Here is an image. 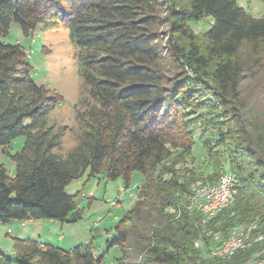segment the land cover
<instances>
[{
    "label": "trees",
    "instance_id": "obj_1",
    "mask_svg": "<svg viewBox=\"0 0 264 264\" xmlns=\"http://www.w3.org/2000/svg\"><path fill=\"white\" fill-rule=\"evenodd\" d=\"M207 17L213 25L199 41L188 24ZM52 18L69 31L90 101L77 109L76 146L55 152L66 129L48 115L60 99L32 80L20 46L0 42V148L14 164L13 176L0 164V224L74 223L80 211L68 184L87 173L120 178L127 189L137 172L135 202L110 242L116 264H245L264 248L218 260L209 250L219 244L206 236L224 239L254 222L252 237L264 232V16H250L237 0H0V36L15 23L26 37ZM19 137L21 149L10 153ZM195 139L212 173L227 170L237 190L233 205L206 224L187 209L192 177L175 169ZM12 252L15 260L0 256V264L101 261L90 244L65 251L13 238Z\"/></svg>",
    "mask_w": 264,
    "mask_h": 264
},
{
    "label": "rangeland",
    "instance_id": "obj_2",
    "mask_svg": "<svg viewBox=\"0 0 264 264\" xmlns=\"http://www.w3.org/2000/svg\"><path fill=\"white\" fill-rule=\"evenodd\" d=\"M187 1L177 0L180 5H185ZM237 2L250 16L254 18L264 16V0H237ZM188 25L200 41L202 35L213 25V19L207 17L192 21ZM0 42L10 46H20L32 67V80L59 97L60 103L50 112L48 121L66 129L61 138V148L55 151L64 156L77 144L76 137L80 133L77 109L90 101L89 87L78 73L74 58L76 51L69 40L68 29L60 24L57 18H52L24 37L20 27L11 23L8 32L0 36ZM198 132L199 124H195V135ZM23 141V137L17 138L11 144L9 152H18ZM0 164L7 172L14 169V164L1 148ZM175 169L185 177H192L191 188L197 183L217 180L227 171H221L216 175L212 173L205 152L197 139L191 156L178 164ZM141 179L139 173H132L130 185L125 189L120 178L115 181H105L104 176L100 175L88 179L85 173L77 181L65 187L66 194L74 196V203L80 211L78 221L60 223L35 220L33 223L26 221L25 226L19 221L0 224V256L15 260L12 239H20L19 236H23L20 233L16 235V232L12 231L13 225H16L24 231L30 228L28 240L36 241L40 245H50L69 251L79 245L90 244L95 258H101L98 264H116L115 261L120 257V253L118 247L110 244L115 235L114 228L133 206Z\"/></svg>",
    "mask_w": 264,
    "mask_h": 264
},
{
    "label": "built area",
    "instance_id": "obj_3",
    "mask_svg": "<svg viewBox=\"0 0 264 264\" xmlns=\"http://www.w3.org/2000/svg\"><path fill=\"white\" fill-rule=\"evenodd\" d=\"M237 195L235 182L229 172H223L218 181L212 185L197 183L192 186L191 193L186 197L187 209L196 211L201 215L202 223L206 224L223 211L230 208L235 202ZM27 220L21 221L22 225ZM258 229V223L254 222L246 226H237L230 230L227 237L222 239L220 233L207 232L206 236L217 247L209 250L210 257L218 260H228L239 252L246 251L255 244L264 243V232L252 237ZM194 247L200 249V243ZM245 264H264V248L256 250Z\"/></svg>",
    "mask_w": 264,
    "mask_h": 264
},
{
    "label": "crops",
    "instance_id": "obj_4",
    "mask_svg": "<svg viewBox=\"0 0 264 264\" xmlns=\"http://www.w3.org/2000/svg\"><path fill=\"white\" fill-rule=\"evenodd\" d=\"M9 175H11V176H13V174H14V169H12V170H10L9 172ZM27 221H29V223H33V221L32 220H27ZM21 223V222H20ZM55 224V223H54ZM22 225V224H21ZM25 226V225H24ZM30 229V228H29ZM29 229H27L26 231H24V229H22L21 230V227H18V226H16V225H13V227H12V231H14V232H16V235H18L17 233H20V235H23V236H19L20 237V239H23V240H28L29 239V233H28V231H29ZM33 230V229H32ZM21 237H23V238H21ZM19 239V238H18Z\"/></svg>",
    "mask_w": 264,
    "mask_h": 264
}]
</instances>
